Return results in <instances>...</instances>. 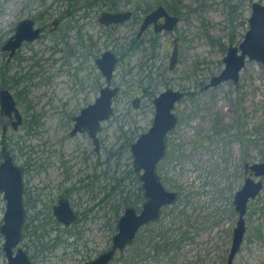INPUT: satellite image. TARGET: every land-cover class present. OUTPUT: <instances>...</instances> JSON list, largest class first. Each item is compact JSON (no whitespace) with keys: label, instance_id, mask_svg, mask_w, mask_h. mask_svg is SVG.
<instances>
[{"label":"rangeland","instance_id":"374dc122","mask_svg":"<svg viewBox=\"0 0 264 264\" xmlns=\"http://www.w3.org/2000/svg\"><path fill=\"white\" fill-rule=\"evenodd\" d=\"M112 1L123 11L135 10L136 19L112 34L98 25L99 15L86 18L91 37L85 40L86 59L78 60L71 52L81 49L78 30L66 28L74 23L69 21L56 33L50 31L53 21L65 15L66 0H0V70L6 69L10 77L5 83L0 73V90L14 95L23 115V124L17 130L10 127L3 137L5 120L0 114V150L10 144L39 148L65 144L66 158L73 154L79 175L85 168L96 178L107 172L108 194L110 187L113 193L102 212H107L111 222L101 232L98 226L104 218L97 219V228L87 235V250H96L92 256L97 255L110 246L117 232L122 196L141 207L137 195L140 182L130 147L151 128L153 101L168 89L182 92L184 96L174 109L179 124L168 134L167 153L158 167L165 187L179 193L178 201L162 209L159 221L142 227L133 243L110 264H227L239 218L235 195L249 177L264 185V176L257 178L249 169L264 162V67L247 62L237 85L228 81L207 87L224 71L228 49L244 41L252 5H264V0ZM157 4L176 13L180 23L169 33L151 36V40L147 36L145 50L130 51L131 42L136 41L135 25L142 19L137 8H157ZM27 19L34 20L37 27H49L43 39L23 46L9 62V54L2 48ZM107 34L110 38H105ZM175 40H179V62L171 70ZM107 50L121 59L112 82L119 93L113 101L114 115L102 123L101 152L91 155L86 164L81 155L87 150L93 153V140L87 132L72 136L70 131L73 117L93 104L106 86L95 59ZM136 98L142 100L138 108L133 104ZM32 121L35 124L31 126ZM36 154L47 156L41 150ZM20 158V162L24 160V156ZM100 189L97 184L95 205L109 196ZM5 209L0 193V226ZM245 218L246 234L232 264H264V187L249 201ZM31 238L23 229L21 246L33 264H83L90 258L86 249L77 253L67 239L55 247L47 241L51 247L44 249ZM3 243L0 232V264H8Z\"/></svg>","mask_w":264,"mask_h":264},{"label":"water","instance_id":"95a60500","mask_svg":"<svg viewBox=\"0 0 264 264\" xmlns=\"http://www.w3.org/2000/svg\"><path fill=\"white\" fill-rule=\"evenodd\" d=\"M45 1L40 0L42 3ZM130 17L131 13H104L100 22L109 26L120 24ZM161 18H165L166 23L160 30L165 29L171 32L180 22V18L170 16L164 7H160L148 15L142 32L151 23L156 24ZM42 32L41 28H36L34 20H24L17 26L15 35L5 43L2 52L9 54L8 61L10 62L24 43H33L39 40ZM178 54V47L176 46L170 59L171 69L178 62ZM253 61L261 63L264 67V5L259 3L252 5L249 31L244 41L238 47L231 46L228 49L224 59V71L218 77H214L207 88L228 81H233L237 85L247 62ZM96 65L106 80V86L101 90L96 102L83 108L81 113L75 117V125L71 135L88 131L98 151L101 144L99 134L103 130L102 123L114 115L113 101L119 93L118 88H112L113 77L118 65L117 56L114 52L106 51L97 59ZM183 96L180 91L168 89L153 101L155 107L153 124L130 147L133 156V170L138 175L144 197L141 209L138 211L136 207L128 206L118 218L117 232L111 247L85 264H110L118 252L124 251L133 243L142 227L159 221L162 216V209L178 201L179 193L165 187L161 181L158 167L167 153L168 134L179 124V117L174 109ZM133 104L134 107L138 108L140 100L136 99ZM0 114L15 118L12 124L15 130L23 124V115L17 106V101L7 89L0 90ZM249 169L254 172L257 178L264 176V162L253 164L249 166ZM263 187L261 180L249 177L246 179L243 188L235 195L234 204L239 218L237 227L234 229L232 248L227 264H232L244 241L246 234L245 215L248 211V203L251 199L258 197ZM0 193L6 203L0 232L4 236L2 249L8 264H33L30 256L21 246L25 222L22 169L14 162L6 146L3 147V159L0 163ZM64 205L66 203L61 202L60 207H56V214L60 221L70 224L75 220V216L70 207Z\"/></svg>","mask_w":264,"mask_h":264},{"label":"flooded vegetation","instance_id":"af4514ba","mask_svg":"<svg viewBox=\"0 0 264 264\" xmlns=\"http://www.w3.org/2000/svg\"><path fill=\"white\" fill-rule=\"evenodd\" d=\"M66 1L68 8L65 11V15H62L53 21L50 31L56 33L59 29H62L64 28V26H67V23L69 21L70 23L71 22L74 23V27L67 26L66 28H68L69 30H71V28L72 29L76 28V30H78L77 34L80 40L79 44L81 45L80 46L81 49L77 53H75L76 50L75 52L74 50H71L72 55L73 56L77 55L76 58L78 60L82 58L86 59L83 53L84 48H87L85 40L91 37L89 36L87 31L88 24L84 22L86 18L92 19L94 15L96 14L99 15L96 21L98 25L100 27H104L105 29H108L109 31H112L111 32L112 34H113V30L116 31L118 28L126 26L129 22H132L133 20L136 19L135 10L129 9L123 11L119 9L116 5L117 3L112 0L103 1V3L101 0H98L97 2L89 1V0H85L84 2L81 0H66ZM104 4L108 5L105 10L101 8L103 7ZM160 7H164V6L159 5L157 8H155L153 5H151L148 8L146 7L137 8L136 11L142 13V19L139 20V22L136 23L135 25V30L137 31L136 41L131 42L132 47L130 51L145 50L144 45L146 44L147 36L148 38L150 37L151 40V36L156 37V35H160L165 32L168 33L170 32L165 29L160 30L166 23L165 18L159 19L156 24L151 23L142 32L145 20L148 17V15H150ZM165 9L170 16L180 18L179 16H177L176 13H171L168 11L167 8ZM104 13H110V14L131 13V17L120 24H111L109 26H105L100 22V18ZM72 19H74L75 21H73ZM177 26L178 25L174 27V30L176 29ZM48 27H49L48 25H44L43 27H37L36 25V28H41L43 30L40 39H43ZM15 33H16V29H15ZM104 33H108V32L105 31ZM110 36L111 34H107L105 35V38H110ZM71 37L72 35L69 36V38ZM33 43H24L23 46L32 45ZM173 44H174L173 51L177 46L179 52V40H175ZM154 45L155 43H153V46ZM19 51L17 52L14 58H16ZM107 51H111V50H107ZM115 54L117 56L118 65H119V62L121 60L120 56L117 53ZM97 59H95V63ZM178 62H179V54H178ZM136 99H139L141 104L142 100L140 98H136ZM82 109L80 110L78 115L81 113ZM76 116L77 115L73 117V127L71 131L74 128L75 125L74 119ZM2 118L5 120V122L3 123V134H6L10 127L13 128L12 124L15 118L9 116H2ZM84 132L88 133V131H84ZM92 145H93V153L87 150L85 154L81 155L82 160L84 162L87 161L86 164H88V162L91 161V155L93 154L98 155L102 149V144H100V148L98 151L96 149V144H92ZM4 146L6 145H3L0 150V163L3 159ZM44 147L39 148L31 144H10L9 148L7 147V149L10 151L13 157L14 162L17 165H19L22 169V176L24 181V205H25V222L23 229H26L27 235L28 234L31 235L32 237L31 240L34 243L38 242L40 245H43L44 249L49 248L48 246L51 247V245H49L47 241H49L50 243L52 242L53 243L52 245H54L55 247L59 244H62V241L65 242L69 240V245L72 244L73 246H75V251L77 253L84 252V249L87 250V245L89 242V240L87 239L88 233H90L91 231L97 228L95 227L96 220L97 219L102 220V218H104V222H101V224L98 226L99 231L101 232L106 231L109 228V222H111V218L107 216L108 215L107 212L106 211L102 212L105 206L108 207L109 203L107 201L110 199V197H112V193H113V192L111 193V187H110L108 194L109 178L107 176V172L101 173L100 175H98V178H96L94 174L92 173L89 174L87 168H85L83 169L84 173L81 176L78 174L76 170V164L74 162L75 157L73 156V154H71L70 157L66 158V153L64 152L65 144H44ZM40 150L45 151L47 156L42 157L40 155H37L36 153L40 152ZM21 156H24V160L20 162L19 158ZM88 166L90 168V165ZM97 184H99V187L101 188L100 193L102 194L105 193L107 194V196L108 195L109 196L107 198L101 199L100 202L97 205H95L97 198L95 190L97 188ZM139 188L142 192L141 185ZM142 196H143V192H142ZM143 201H144V197L143 200L141 201V205ZM61 202L66 203V205L64 206L70 207V209L74 213L75 220L70 224H66L63 221H60L58 215L56 214V207H60ZM83 202H86L87 204ZM129 206L136 207L138 211L141 209V207L136 205H129ZM127 207L128 206L122 209L123 210L122 214L124 213V210ZM116 229H117V225H116ZM64 235H66L67 237H65ZM70 237L72 238V240H70ZM113 238L111 240L110 246L105 250L99 252L97 255L92 256V253L96 252V250L95 251H93L92 249L87 250V253L90 255V258L86 259L83 264L96 258L101 253L108 250L112 245ZM80 245H82L81 250L78 249ZM76 246L78 248H76Z\"/></svg>","mask_w":264,"mask_h":264},{"label":"trees","instance_id":"16d2710c","mask_svg":"<svg viewBox=\"0 0 264 264\" xmlns=\"http://www.w3.org/2000/svg\"><path fill=\"white\" fill-rule=\"evenodd\" d=\"M97 1H98V0H96V2H97ZM1 70H2V71H1ZM1 70H0L1 76H2V78H3V81L6 83V79L9 77V76H8V73H7V70H6V69H1ZM8 70H9V69H8ZM9 78H10V77H9ZM8 80H9V79H8ZM33 124H35L34 121L31 122V126H32ZM5 136H6V135L3 134V137H5ZM2 142L4 143L5 140H2ZM122 192H123V190H122ZM137 195H140V198H138V199H139V203H141V201L143 200V196H142V192H141L140 188H138ZM121 204L123 205V208H125L126 206L132 205L133 203L131 202L130 198H128L127 196H125V197L122 196V203H121ZM123 208H122V209H123Z\"/></svg>","mask_w":264,"mask_h":264}]
</instances>
